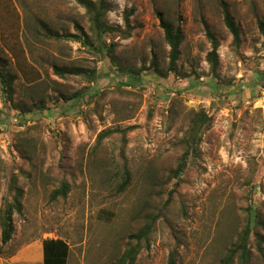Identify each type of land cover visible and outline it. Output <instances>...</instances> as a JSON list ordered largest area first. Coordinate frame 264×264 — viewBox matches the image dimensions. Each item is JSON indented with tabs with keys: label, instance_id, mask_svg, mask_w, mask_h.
Wrapping results in <instances>:
<instances>
[{
	"label": "rangeland",
	"instance_id": "rangeland-1",
	"mask_svg": "<svg viewBox=\"0 0 264 264\" xmlns=\"http://www.w3.org/2000/svg\"><path fill=\"white\" fill-rule=\"evenodd\" d=\"M221 1L111 0V57L76 1L0 0V62L13 80L9 93L0 78V210L14 178L24 193L7 245L0 223V264H43V242L58 239L70 247L68 264H116L158 212L135 264H168L172 252L177 264H219L251 212L258 224L249 264H264V0H224L239 47ZM159 14L184 35L177 70L166 77L152 68L156 59L166 74L170 62ZM42 23L62 36L79 26L95 46L50 38ZM208 30L219 42L215 75ZM55 66L85 74L61 78ZM202 112L211 121L198 154L180 186L171 180L162 191L193 113ZM63 183L68 195L53 199Z\"/></svg>",
	"mask_w": 264,
	"mask_h": 264
},
{
	"label": "trees",
	"instance_id": "trees-1",
	"mask_svg": "<svg viewBox=\"0 0 264 264\" xmlns=\"http://www.w3.org/2000/svg\"><path fill=\"white\" fill-rule=\"evenodd\" d=\"M80 6H82L86 10V14L89 17V22L91 25V31L95 33L96 39L100 42L98 49L99 51L105 49L104 46L107 44L104 41V37L116 32L117 30L111 26H109L106 22L107 15L110 12V1L111 0H74ZM221 10L224 16L225 24L233 36V43L239 47L241 45V32L240 28L236 24V20L233 17L231 12V8L227 2L222 0L220 2ZM160 25L165 33V39L168 45L170 46V62L169 67L166 74H163L159 71V66L157 64V60L154 59L152 61V68L162 77L168 76L169 73H173L177 70L178 61L181 56V45L184 41V35L182 29L178 27H173L171 24L165 21L163 14H159ZM44 30L49 34L50 38L56 40L66 39H74L76 42H79L83 46H89L94 48V41L83 31L81 27H77L79 31L78 35H59L58 33H54L53 31L49 30L45 24H43ZM259 28L261 34L264 36V22H259ZM207 36L210 39L212 44V50L207 55V60L209 62L211 73L213 75L217 74L218 67H219V42L217 38L208 30ZM108 54L105 55L111 56L114 52L113 45L111 48H108ZM112 57V56H111ZM4 63L0 62V78L5 83L7 88V92L12 93V85L13 80L4 74ZM54 74L58 77L65 78L66 76H82L85 74L84 71L81 69H67L61 67H54ZM134 79L136 82H140L139 74H134ZM92 81V80H91ZM83 95V94H81ZM80 96V95H79ZM78 97L77 95L72 97L73 99ZM71 98L67 99L68 101ZM210 117L205 113L202 112L201 114H194L191 117L189 131L187 132L184 144L186 146V150L184 154L179 158L177 165L171 169L170 176L166 183H161L160 187L161 190L164 191V188L171 180H176L175 187L180 186L183 182V175L185 174L189 158L194 157L198 154V146L202 142L203 131L207 128L208 124L210 123ZM109 131H105L99 135L98 143L102 142L103 139L108 137ZM129 175L130 173H126V178L124 179L123 185L129 184ZM124 189V188H123ZM69 192V185L67 183H63L62 187L56 190L53 193V199H57L58 197H66ZM11 197L10 199L6 200L3 205V208L0 210V223L2 226V244L7 245L11 242L15 228L13 222V216L15 213H22L23 211V204L22 199L24 196L23 190L17 186L16 179H13V185L10 189ZM158 198L163 200V194L160 192L158 193ZM171 193L170 197L164 201L162 206L166 208L171 204ZM154 208L153 205L151 207ZM161 209V210H162ZM160 218V212L158 213H151L148 215L146 219L145 225L140 227V229L130 236V241L128 243L127 249L122 256V258L116 264H135L136 258L141 250V242L143 240H148L150 235L152 234L157 220ZM258 224V216L250 213L247 224L245 229L242 231L238 242L232 247L226 256L220 261L219 264H234L235 259L239 258V264H249L250 260V250L249 244L251 235L255 231V228ZM260 237V236H258ZM264 241V239H262ZM70 255V247L68 243L62 239L58 240H45L43 242V264H68V259ZM168 264H177V256L175 252H172L169 257Z\"/></svg>",
	"mask_w": 264,
	"mask_h": 264
}]
</instances>
